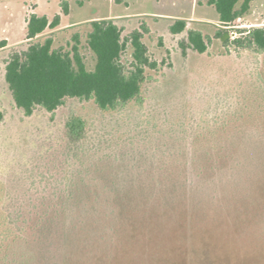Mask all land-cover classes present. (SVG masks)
I'll return each instance as SVG.
<instances>
[{
  "label": "rangeland",
  "instance_id": "1",
  "mask_svg": "<svg viewBox=\"0 0 264 264\" xmlns=\"http://www.w3.org/2000/svg\"><path fill=\"white\" fill-rule=\"evenodd\" d=\"M31 13L51 20L60 13L62 21L29 40ZM179 18L187 28L173 34L170 25ZM95 19H112L124 38L143 24L149 28L143 40L161 65L147 69L142 103L104 111L93 100L69 98L55 112L37 108L26 116L5 80L10 54L50 36L53 48L68 50L78 33L93 69L87 36ZM260 26L264 0H252L229 26L204 0H0V264H264V52L232 43L240 30ZM190 28L209 39L206 52L189 48L183 55L180 41ZM219 29L230 34L228 44L216 37ZM132 52L128 44L122 57L127 67ZM72 115L86 122L77 142L67 134ZM243 146L256 155L258 170L239 195L220 187L212 201L178 194L167 204L157 193L149 204L102 217L92 237L73 233L69 256L62 255L55 231L45 234L46 202L68 170L98 162L110 168V178L120 169L131 180L179 181L190 177L192 166L208 167L211 155L221 161ZM160 166L165 173H158ZM101 194L104 214L114 205Z\"/></svg>",
  "mask_w": 264,
  "mask_h": 264
},
{
  "label": "trees",
  "instance_id": "2",
  "mask_svg": "<svg viewBox=\"0 0 264 264\" xmlns=\"http://www.w3.org/2000/svg\"><path fill=\"white\" fill-rule=\"evenodd\" d=\"M204 1L214 6L220 22L229 26L249 11L252 0ZM62 10L65 15L69 14L68 1L62 3ZM61 21L60 13L52 20L46 15L31 13L27 19V38L35 39L47 29L59 27ZM91 26L87 45L96 57L93 69H88L86 65L78 33L74 36L75 43L68 50L53 48L54 39L50 36L44 42L31 43L27 49L14 50L10 54L5 66V80L17 107L26 116L33 115L37 108L55 112L69 98L93 100L104 111L121 109L131 101L142 103L146 71L148 68L156 70L161 65L152 59L143 40L149 28L143 24L124 38L122 28L112 19H95L91 21ZM186 28L187 20L182 18L170 25L173 34L182 33ZM240 32L243 34L234 38L232 43L264 52V26ZM215 35L224 38L226 44L230 41L231 36L226 30L219 29ZM128 44L133 47L130 67L122 60ZM180 45L184 56H187L189 48L204 53L208 50L209 39L201 30L190 28ZM1 71L0 66V74ZM2 118L0 112V119ZM66 127L69 139L77 142L84 137L86 122L82 117L72 115L67 120ZM209 159L212 165L192 166L190 177L179 181L156 178L131 180L127 173L121 176L120 169L117 177L110 178L107 170L110 168L98 162L68 170L62 175V179L56 181L52 187L54 196L46 202L47 210L43 219L45 234H53L55 231L62 255L69 256L72 252L73 233L79 238L92 237L94 231L101 226L102 217L123 215L128 212L125 210L127 205L134 206L137 202L149 204L157 193L162 195L161 200L167 204L172 203L171 199L174 200L178 194L192 195L195 203H200L207 196L212 201L217 198L220 187H229L232 194L239 195L245 192L243 189L247 186L246 183L257 173L255 167L258 170L256 155L246 147H240L238 152L227 153L221 161L213 155ZM158 173H165L163 166H160ZM100 183L102 188L98 194L96 187ZM101 192L109 194L114 205L104 214L99 213L98 208L104 196ZM51 210L54 211L53 215Z\"/></svg>",
  "mask_w": 264,
  "mask_h": 264
}]
</instances>
